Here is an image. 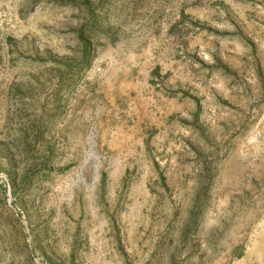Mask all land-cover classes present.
<instances>
[{"label":"rangeland","instance_id":"374dc122","mask_svg":"<svg viewBox=\"0 0 264 264\" xmlns=\"http://www.w3.org/2000/svg\"><path fill=\"white\" fill-rule=\"evenodd\" d=\"M0 264H264V0H0Z\"/></svg>","mask_w":264,"mask_h":264}]
</instances>
